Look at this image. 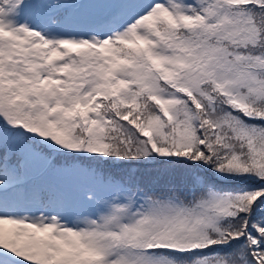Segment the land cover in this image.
I'll use <instances>...</instances> for the list:
<instances>
[{"label":"snow or ice","instance_id":"snow-or-ice-1","mask_svg":"<svg viewBox=\"0 0 264 264\" xmlns=\"http://www.w3.org/2000/svg\"><path fill=\"white\" fill-rule=\"evenodd\" d=\"M0 264H264V0H0Z\"/></svg>","mask_w":264,"mask_h":264}]
</instances>
